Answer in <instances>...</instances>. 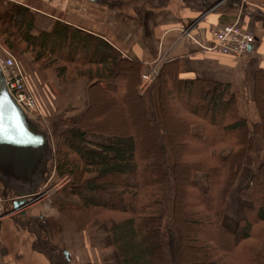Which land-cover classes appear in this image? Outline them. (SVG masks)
I'll list each match as a JSON object with an SVG mask.
<instances>
[{
    "label": "trees",
    "instance_id": "obj_1",
    "mask_svg": "<svg viewBox=\"0 0 264 264\" xmlns=\"http://www.w3.org/2000/svg\"><path fill=\"white\" fill-rule=\"evenodd\" d=\"M0 46L17 58L30 55L31 65L52 70L59 85L89 81L85 111L74 123L62 122L54 156L57 176L69 180L81 202L78 209L59 205L58 213L78 231L104 222L118 264H264V69L252 75L258 120L250 124L231 84L180 78L173 61L143 89L142 63L123 57L103 35L34 6H18L0 30ZM245 168L255 170L238 193L240 219L227 230L224 209ZM21 227L51 264H71L43 220Z\"/></svg>",
    "mask_w": 264,
    "mask_h": 264
},
{
    "label": "crops",
    "instance_id": "obj_2",
    "mask_svg": "<svg viewBox=\"0 0 264 264\" xmlns=\"http://www.w3.org/2000/svg\"><path fill=\"white\" fill-rule=\"evenodd\" d=\"M25 1L0 0V26H7L12 14L18 6L25 5ZM44 1L68 23L103 35L121 51L123 57L142 63V75L153 69L159 73L164 64L178 61L180 78L212 80L232 86L235 83L244 86L247 81L252 86L253 97L252 75L254 71L264 69V5H253L245 0H142L140 5L132 4L129 11H123L94 0ZM234 24L254 36V44L245 57L218 56L201 49L212 43V31ZM18 61L33 90L26 69L31 65L30 55H24ZM75 83V87L67 86L70 83L61 87L66 89V106L70 109L67 117L73 112L70 122H76L85 111V91L89 81L82 78ZM244 87L240 90L242 96L245 95ZM33 92L40 106L50 101L54 109L56 104L61 110L64 107L62 102L56 103L57 97L40 84L34 87ZM246 93L250 96L251 89H247ZM93 137L105 141L102 137ZM45 162L46 159L30 175L22 172L16 177L13 170L10 171L6 185L9 188L13 185L16 194L35 193L44 181L42 172ZM0 166L3 170L1 162ZM44 197L39 207L19 217L45 220L51 241L67 253L71 264H118L115 252L109 247L105 223L93 222L80 232L58 213L59 205L78 209L81 206L78 198L67 189ZM11 206L14 211L13 204ZM17 223V220L0 222V264H51L46 256L33 249L35 236ZM52 225H55V230ZM52 232H56L55 240Z\"/></svg>",
    "mask_w": 264,
    "mask_h": 264
},
{
    "label": "rangeland",
    "instance_id": "obj_3",
    "mask_svg": "<svg viewBox=\"0 0 264 264\" xmlns=\"http://www.w3.org/2000/svg\"><path fill=\"white\" fill-rule=\"evenodd\" d=\"M106 1L109 4V6H112L114 8L116 7L118 9L123 10V11H129L130 5H132V4L140 5L142 0H106ZM254 1L264 3V0H254ZM3 2L7 3V1H3ZM24 4L34 6L35 8L39 9L42 12H48V13L54 14L55 16L63 17L61 14H58V12L55 9L54 10L50 9L48 4L44 0H26ZM7 26H8V24H7ZM7 26H5V27L0 26V30H4ZM4 51L7 52L6 50H4L0 46V53H4ZM20 58H17V59H20ZM26 69H28L27 76L29 77V80H30V83H31L33 90H34V87H36V85H39V84H40V87H44V88L46 87L50 93H52L55 97H57L56 103L60 104L62 102L64 107H61L62 108V110H61L59 107H56L57 106V104H56L55 109H54L53 107H51L50 101H48V102H45L44 105H42L43 107L39 105V109H40L39 113H41V115L39 117L36 116V115H38V111L36 114H34L35 119H34L33 123H34V125H36L38 130H40L41 132H44L47 135V137H48V149H49L48 155L46 157V162L43 165V172H42L43 178L42 179H44V181H43V184L41 185V187L38 188L35 193H33V194L32 193L31 194L23 193V195L16 194V192L12 188L13 185H11L12 187H10V188L8 187V185H6L7 184L6 182H8L7 173L12 171V168L6 167L3 164L4 169L3 170L0 169V177L2 178V179H0V198L3 197L2 199L6 200L5 203H0V205H2L3 210L7 214L6 217H4V219L0 220V222L1 221L2 222L7 221V220L8 221L9 220H17L18 221L17 224L20 227H21L23 222L29 220V218L24 220L23 218L19 217L21 215V211H25V213H26L27 211L34 209V207H36V206L39 207V204L42 203V201L45 198L44 197L45 195H51L54 193H58L62 189H67V190H69V193H70L69 180L66 177L59 178L55 172L54 156L57 152V147L59 144L61 134L66 130V128L64 127L62 122L66 121L68 123H74V122L69 121V119H70L69 117H71V115H73V112L70 116L67 117V113L69 115L70 109H69V107L66 106V95L64 94V93H66V89L61 88L63 85H59V83L55 77L56 75L55 74H54L55 76L53 75L54 72L52 70L42 71L39 68H34L33 65H28V68L26 67ZM54 77H55V80H54ZM157 77H158V75H157ZM245 80H246V78L243 79V82ZM75 81H77V80L67 81L66 83H70L67 86L72 85V87H75L76 86ZM155 81H153L152 83H154ZM249 85H248V82L245 81L244 82L245 87L240 85L239 83H235V84H233V88L237 92V95H238L240 113L251 124V123L257 121L258 118H257V114H256L255 110L253 109V105H252V86H249ZM241 86L244 87V92H245L244 94L245 95H243V96H242V93L240 92V90L242 88ZM249 88L251 89L250 96L248 93H246V90ZM59 109H60V112H59ZM90 140L92 142H95V143H97V142L103 143L104 142V140L98 139L96 137H91ZM227 153H228V151H222L220 156L224 157V156H226ZM0 168H1V166H0ZM254 170H255V168H252V169L245 168L244 170H242L237 184L235 185L233 191L229 195L227 204H226L225 209H224L225 218H224V223H223V226L227 230H233L236 226L237 221L240 219V216L242 214L241 209L244 206V202L241 200L240 197H238V193L240 190H243L248 185L249 179H250ZM23 173H25V172H23ZM34 173H35L34 176H37V173L36 172H34ZM13 175L18 177L20 175V172L17 170H13ZM193 178H194L195 182H197L201 188L205 189L206 178L204 175L197 173V174H194ZM20 190L25 191L26 189L21 188ZM26 192H28V191H26ZM21 200H27L30 202L27 206L20 208L19 210L15 211L17 213H12V210H11L12 206L11 205L13 204V202L21 201ZM7 209L10 211L7 212ZM35 219H38V218H35ZM43 221H45V220H43ZM93 222H96V221H93ZM93 222H91V223H93ZM99 223H104V222H99ZM47 225L49 226V221H48ZM54 226L55 225H52L53 229H54ZM31 229L33 230L35 228L31 227ZM55 233L52 232L54 240L56 239ZM33 236H35V235L33 234ZM170 239H171L170 245H171L172 258L175 260V258H176L175 257L176 256V246H177V238H176L175 229L171 230ZM35 240H36V237H35ZM49 240L51 241L50 237H49ZM51 243L53 245H55L52 241H51ZM259 252L264 256V238L261 242Z\"/></svg>",
    "mask_w": 264,
    "mask_h": 264
},
{
    "label": "water",
    "instance_id": "obj_4",
    "mask_svg": "<svg viewBox=\"0 0 264 264\" xmlns=\"http://www.w3.org/2000/svg\"><path fill=\"white\" fill-rule=\"evenodd\" d=\"M251 48L249 46L248 51ZM48 152L47 135L38 130L15 103L0 70V162L12 170L30 175L45 161ZM28 204L27 200L15 201L13 210ZM64 255L70 261L67 253Z\"/></svg>",
    "mask_w": 264,
    "mask_h": 264
},
{
    "label": "built area",
    "instance_id": "obj_5",
    "mask_svg": "<svg viewBox=\"0 0 264 264\" xmlns=\"http://www.w3.org/2000/svg\"><path fill=\"white\" fill-rule=\"evenodd\" d=\"M211 36L212 43L209 46L201 47L204 52L236 59L245 57L249 46H252L255 41L252 33L241 29L237 24L216 29L212 31ZM0 70L8 93L26 117L33 122L35 119L34 114L37 111L38 115L36 116L39 117L41 115L39 113V104L20 67L18 59L8 52L0 53ZM157 75L158 71L155 69L143 74L141 77L142 88L146 89L156 80ZM2 198H0V203H5L6 200ZM12 213L15 212L12 211ZM6 215L2 205H0V220L4 219Z\"/></svg>",
    "mask_w": 264,
    "mask_h": 264
}]
</instances>
